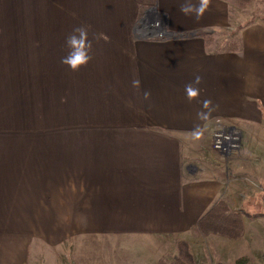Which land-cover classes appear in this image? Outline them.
<instances>
[{
  "label": "crops",
  "instance_id": "crops-1",
  "mask_svg": "<svg viewBox=\"0 0 264 264\" xmlns=\"http://www.w3.org/2000/svg\"><path fill=\"white\" fill-rule=\"evenodd\" d=\"M205 2L197 18L183 0H0V264H94L97 252L111 264L121 250L133 255L122 264H171L180 242L216 264V244L229 255L242 241L198 224L264 193L260 144L244 133L264 120L262 60L231 43V3ZM155 15L173 38H145ZM79 26L92 59L73 71L61 58ZM220 127L242 134L230 156L212 148Z\"/></svg>",
  "mask_w": 264,
  "mask_h": 264
},
{
  "label": "rangeland",
  "instance_id": "rangeland-1",
  "mask_svg": "<svg viewBox=\"0 0 264 264\" xmlns=\"http://www.w3.org/2000/svg\"><path fill=\"white\" fill-rule=\"evenodd\" d=\"M225 1L228 2L227 6H229V3L232 5V30L229 29L230 32L227 30L229 32L227 33L228 36L235 37L230 40L231 43L238 47L240 56L245 53L249 58L262 60V76L264 77V0ZM224 35L225 34L222 36ZM225 36L223 38H225ZM256 75L259 74L256 73ZM244 133L246 137H248L250 133V139L247 138V141L256 146L257 150H259L260 147V152L264 161V120L261 128L257 127L255 130V127H253L251 131H249L248 128ZM258 144H260V146ZM253 195V199L249 200L250 202L246 205L245 209L240 211V213L245 214L246 217V222L243 226L244 236L242 241L238 240L231 242L234 246L232 245L229 255H224L223 252L226 253V251L223 249V246L221 244H216V251L219 253L221 260L216 264H264V193L263 190L254 187ZM246 244L247 246L244 248L243 253L237 251L241 245L244 247ZM84 249H86V247H84ZM130 252L133 253V250ZM98 255L99 253L97 252L96 262H94V264H98ZM113 255H119V258L110 257L112 263L122 264L129 259V255L132 254H129V251L123 252L121 250L119 254L112 252L111 256ZM84 260H86L88 264H93L91 258L85 257ZM166 260L171 261L172 256H168V258L166 256Z\"/></svg>",
  "mask_w": 264,
  "mask_h": 264
},
{
  "label": "clouds",
  "instance_id": "clouds-1",
  "mask_svg": "<svg viewBox=\"0 0 264 264\" xmlns=\"http://www.w3.org/2000/svg\"><path fill=\"white\" fill-rule=\"evenodd\" d=\"M206 10V2L205 0H200L199 5L193 3V0H183L181 5V12L185 15H195L199 18L204 11ZM65 44L70 51L68 54L61 58V63L69 67L70 70L76 71L79 70L80 67L86 66L92 59V42L88 38V27L87 26H79L73 29L72 33H70L65 40ZM201 82V77L196 76L194 83L186 86L185 91L187 96L191 99L192 97H196L198 95L199 89L195 85H199ZM139 81H133V85L135 87H139ZM150 93L145 92L144 98L148 99ZM211 104V101L205 100L203 102L204 108H208ZM209 112H201L198 114L199 118L202 120H207L209 118ZM201 130L197 128L194 130L193 135L198 139L201 135Z\"/></svg>",
  "mask_w": 264,
  "mask_h": 264
},
{
  "label": "trees",
  "instance_id": "trees-1",
  "mask_svg": "<svg viewBox=\"0 0 264 264\" xmlns=\"http://www.w3.org/2000/svg\"><path fill=\"white\" fill-rule=\"evenodd\" d=\"M225 202H218L200 220L198 229L204 234L215 233L231 239H238L243 234V223L241 213L232 214L226 207ZM179 256L171 264H195L186 243L180 242ZM159 264H167L160 261Z\"/></svg>",
  "mask_w": 264,
  "mask_h": 264
},
{
  "label": "built area",
  "instance_id": "built-area-1",
  "mask_svg": "<svg viewBox=\"0 0 264 264\" xmlns=\"http://www.w3.org/2000/svg\"><path fill=\"white\" fill-rule=\"evenodd\" d=\"M151 26L147 29H156L162 31L165 26L164 17L161 15H155L154 18H150ZM157 38L164 39L162 34ZM242 134L235 128L220 127L213 133L212 148L215 152L230 156L233 152L239 151L242 147Z\"/></svg>",
  "mask_w": 264,
  "mask_h": 264
},
{
  "label": "water",
  "instance_id": "water-1",
  "mask_svg": "<svg viewBox=\"0 0 264 264\" xmlns=\"http://www.w3.org/2000/svg\"><path fill=\"white\" fill-rule=\"evenodd\" d=\"M146 35L145 38H157L160 34H162L166 38H173V34L170 33L166 27L164 26V29L162 31L156 30V29H145Z\"/></svg>",
  "mask_w": 264,
  "mask_h": 264
}]
</instances>
